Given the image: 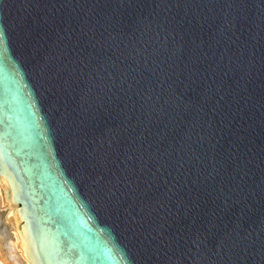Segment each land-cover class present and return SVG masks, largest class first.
<instances>
[{
	"label": "water",
	"instance_id": "water-1",
	"mask_svg": "<svg viewBox=\"0 0 264 264\" xmlns=\"http://www.w3.org/2000/svg\"><path fill=\"white\" fill-rule=\"evenodd\" d=\"M0 184L31 264H264V0H0Z\"/></svg>",
	"mask_w": 264,
	"mask_h": 264
},
{
	"label": "bare ground",
	"instance_id": "bare-ground-1",
	"mask_svg": "<svg viewBox=\"0 0 264 264\" xmlns=\"http://www.w3.org/2000/svg\"><path fill=\"white\" fill-rule=\"evenodd\" d=\"M1 181L7 186V181L5 178H1ZM5 204V201H4V195H3V187L2 185L0 184V205ZM5 207H6V210L7 212L10 210V208L12 207V204H5ZM6 212V213H7ZM2 211H0V227L2 228V232L4 233H7V232H12L13 234V241H11L9 243V247L8 248H11V251L14 252L15 256V260H19L21 261V264H31L29 262V260L23 255V251H22V247L20 246V236H19V233H18V230L15 226V223H14V220H13V215L10 214L6 217V215L2 214ZM11 240V238H10ZM11 246V247H10ZM16 263H18L16 261ZM20 263V262H19ZM0 264H5V262L3 261V259L1 258V255H0Z\"/></svg>",
	"mask_w": 264,
	"mask_h": 264
},
{
	"label": "rangeland",
	"instance_id": "rangeland-1",
	"mask_svg": "<svg viewBox=\"0 0 264 264\" xmlns=\"http://www.w3.org/2000/svg\"><path fill=\"white\" fill-rule=\"evenodd\" d=\"M0 211H2L3 215L4 214L6 215L7 210L5 204L2 203V205H0ZM12 234H13L12 232H7V233L2 232V228L0 227V255L3 261L5 262V264H21V261L17 259L15 260L14 258L15 254L13 251H11V248H8L9 243L14 239ZM16 261L18 263H16Z\"/></svg>",
	"mask_w": 264,
	"mask_h": 264
}]
</instances>
